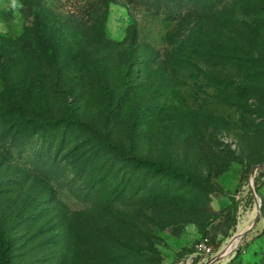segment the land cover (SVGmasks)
Segmentation results:
<instances>
[{"label": "rangeland", "instance_id": "rangeland-1", "mask_svg": "<svg viewBox=\"0 0 264 264\" xmlns=\"http://www.w3.org/2000/svg\"><path fill=\"white\" fill-rule=\"evenodd\" d=\"M197 1L0 0V94L8 82L25 103L24 118L0 120V264H206L258 213L214 264H264V106L246 100L257 84L249 65L192 50L231 35L264 58L252 34L264 0Z\"/></svg>", "mask_w": 264, "mask_h": 264}, {"label": "trees", "instance_id": "trees-1", "mask_svg": "<svg viewBox=\"0 0 264 264\" xmlns=\"http://www.w3.org/2000/svg\"><path fill=\"white\" fill-rule=\"evenodd\" d=\"M195 5H198L197 0H192ZM221 0H211L209 3V6L212 7L211 9H215L217 4L221 3ZM193 5V4H192ZM171 15H173L175 20H180L186 16V12H180L177 13V11L174 10V8L171 9ZM39 28H41L40 24L38 25ZM253 36L254 38H261L264 35V31H262V25H257V27L253 26ZM201 31V29H198ZM198 31V32H199ZM201 33V32H199ZM201 41L204 40V37L201 39V37H198ZM232 36L230 35L229 38L225 39L224 41L216 39V38H211L207 39L208 45L206 47H201L198 44L195 45V47H192L193 52L199 56L201 59L207 62H213L216 64H236L239 63L241 65H249V68L244 72V75H247V79L249 80L250 84L254 83L257 84L255 85V88L251 90L250 94L246 95V100L250 101L252 100L253 102L257 104H261V106H264V58L258 57V60H252L254 56L251 54L253 53V49H244L245 53L241 54V50H239L237 47L233 46V40ZM205 41V40H204ZM99 46V43L97 44ZM248 53V54H247ZM131 59L127 61V63L124 65L125 71H124V86H125V92L128 91V87L131 84V78H132V70L136 66V60L137 57H134L133 55H130ZM110 87L106 86L105 91L107 94H111L110 92ZM124 92V95H125ZM242 95V94H241ZM243 97V96H242ZM127 100V99H126ZM126 100L123 101L127 102ZM40 102H43V100H40ZM35 103V101L33 102ZM24 101H19L17 103L16 98L13 96L12 91H11V86L10 83H6L5 85V90L3 93L0 94V120L3 122L4 125H7L10 127V121L13 119V114L15 111L18 113V116L21 118H24V115L21 113L20 107L23 108ZM121 101H111L110 102V109H116L117 107H120ZM20 106V107H19ZM15 108V110H14ZM65 111L67 113V117L65 119L66 122H68L70 125L73 124H78L80 123V120L76 116V108L72 104H67L65 106ZM27 123V120H26ZM28 123L34 125L35 127H41V126H49V125H55L59 124L57 120H49V119H38V117H30L28 119ZM103 143L106 146H109L112 151L114 152H120V149L117 145L112 143L111 141L108 140V134L107 137L103 139ZM139 162H144V163H149V165L157 170H165L167 174L172 175L175 178H180L184 180H189V181H197L200 182L197 177H194L192 175L187 174L186 172H180L175 170L172 167H166L164 165L156 164L153 162L148 161L145 158H139L137 159ZM249 167L245 169L244 172L249 171ZM264 177V169L260 170L259 175L256 178V186L258 188V184L260 183V180ZM251 200L253 199L251 195ZM0 237H3L2 234H0Z\"/></svg>", "mask_w": 264, "mask_h": 264}, {"label": "bare ground", "instance_id": "bare-ground-1", "mask_svg": "<svg viewBox=\"0 0 264 264\" xmlns=\"http://www.w3.org/2000/svg\"><path fill=\"white\" fill-rule=\"evenodd\" d=\"M251 223V222H250ZM250 227L248 220H243L239 227V234L236 235L234 238L230 239L225 248L221 251L224 256L229 255L234 249H236L243 240V233Z\"/></svg>", "mask_w": 264, "mask_h": 264}, {"label": "water", "instance_id": "water-1", "mask_svg": "<svg viewBox=\"0 0 264 264\" xmlns=\"http://www.w3.org/2000/svg\"><path fill=\"white\" fill-rule=\"evenodd\" d=\"M263 167H264V165H258L257 168H263ZM252 189H253V192H255V188L253 187ZM260 220H261V213H258L257 216H256V218H255V220H254V222H253V224L249 227V229L247 231H245L243 233V237H245L250 232V230L253 227H255L260 222ZM223 257H224V254L220 252L219 254H217L213 259H211L206 264H214V263L220 261Z\"/></svg>", "mask_w": 264, "mask_h": 264}, {"label": "built area", "instance_id": "built-area-1", "mask_svg": "<svg viewBox=\"0 0 264 264\" xmlns=\"http://www.w3.org/2000/svg\"><path fill=\"white\" fill-rule=\"evenodd\" d=\"M237 198L238 199H240L241 197H240V195H237ZM240 207V205H238V208ZM241 208V207H240ZM201 248L204 246V242H202V243H200V245H199Z\"/></svg>", "mask_w": 264, "mask_h": 264}]
</instances>
